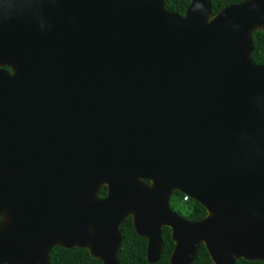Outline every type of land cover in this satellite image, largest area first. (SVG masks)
<instances>
[{"label": "water", "instance_id": "obj_1", "mask_svg": "<svg viewBox=\"0 0 264 264\" xmlns=\"http://www.w3.org/2000/svg\"><path fill=\"white\" fill-rule=\"evenodd\" d=\"M258 30L264 0H0V264H52L55 246L121 264L130 217L150 263L165 226L170 264L201 244L264 261ZM175 190L206 216L172 209Z\"/></svg>", "mask_w": 264, "mask_h": 264}, {"label": "trees", "instance_id": "obj_2", "mask_svg": "<svg viewBox=\"0 0 264 264\" xmlns=\"http://www.w3.org/2000/svg\"><path fill=\"white\" fill-rule=\"evenodd\" d=\"M242 1L243 0H211L212 14L218 13L228 5L240 3ZM190 2L191 0H165V5L168 9L176 13L184 14ZM254 44L255 49L252 54L253 60L256 63L264 65V32L262 30L255 32ZM106 191V187H104L101 190V195H106ZM184 197L185 194L182 191L175 190L170 201L172 209L190 220H199L206 216L207 209L202 203L191 197L185 200ZM121 231L124 236L118 251L121 264H170V257L175 242L172 239V230L169 226L163 227V250L159 260L155 263H150L148 261V240L137 234L132 217L124 221L121 226ZM50 259L52 264H103L101 259L93 257L88 249L80 247L65 248L62 246H55L50 252ZM194 264H215L205 244L200 245L198 257ZM237 264H264V261H248L241 258L238 260Z\"/></svg>", "mask_w": 264, "mask_h": 264}, {"label": "flooded vegetation", "instance_id": "obj_3", "mask_svg": "<svg viewBox=\"0 0 264 264\" xmlns=\"http://www.w3.org/2000/svg\"><path fill=\"white\" fill-rule=\"evenodd\" d=\"M8 70H10L9 68H8ZM147 182H150L149 180H146ZM104 187H106V195H101V193H100V196L102 197V198H105L106 196H107V194H108V188H107V186H104ZM104 187H102V189L104 188ZM101 189V190H102ZM177 212V211H176Z\"/></svg>", "mask_w": 264, "mask_h": 264}, {"label": "built area", "instance_id": "obj_4", "mask_svg": "<svg viewBox=\"0 0 264 264\" xmlns=\"http://www.w3.org/2000/svg\"><path fill=\"white\" fill-rule=\"evenodd\" d=\"M188 198H189V196L188 195H185L184 199L187 200Z\"/></svg>", "mask_w": 264, "mask_h": 264}]
</instances>
